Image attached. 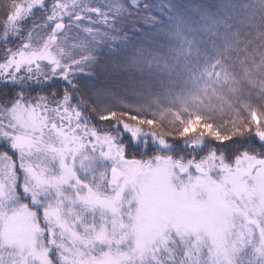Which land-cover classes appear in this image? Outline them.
<instances>
[{
    "label": "snow or ice",
    "instance_id": "1",
    "mask_svg": "<svg viewBox=\"0 0 264 264\" xmlns=\"http://www.w3.org/2000/svg\"><path fill=\"white\" fill-rule=\"evenodd\" d=\"M0 264H264V0H0Z\"/></svg>",
    "mask_w": 264,
    "mask_h": 264
}]
</instances>
